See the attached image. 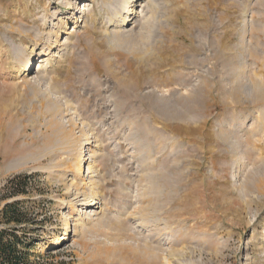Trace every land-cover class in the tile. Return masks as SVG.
Returning a JSON list of instances; mask_svg holds the SVG:
<instances>
[{
  "label": "rangeland",
  "instance_id": "1",
  "mask_svg": "<svg viewBox=\"0 0 264 264\" xmlns=\"http://www.w3.org/2000/svg\"><path fill=\"white\" fill-rule=\"evenodd\" d=\"M120 2L0 0V211L54 264H264V0Z\"/></svg>",
  "mask_w": 264,
  "mask_h": 264
},
{
  "label": "trees",
  "instance_id": "2",
  "mask_svg": "<svg viewBox=\"0 0 264 264\" xmlns=\"http://www.w3.org/2000/svg\"><path fill=\"white\" fill-rule=\"evenodd\" d=\"M26 221L37 222L26 214L18 200L4 204L0 211V264H54L34 252L37 239L31 241L25 228H17Z\"/></svg>",
  "mask_w": 264,
  "mask_h": 264
},
{
  "label": "bare ground",
  "instance_id": "3",
  "mask_svg": "<svg viewBox=\"0 0 264 264\" xmlns=\"http://www.w3.org/2000/svg\"><path fill=\"white\" fill-rule=\"evenodd\" d=\"M133 1H136V0H122V3L120 2L119 6L116 8V10H114L115 12L112 14V16L106 17V23L114 25V27H116V28H121L123 25H125L127 22V19H128L127 14L131 11L130 3ZM69 4L72 6L75 5L74 2H69ZM83 8H84L83 10H87V12H85V14H91L90 9H88L87 7H83ZM86 18H88V15ZM42 20H43V23L45 24L46 20H47V16L44 15ZM46 40L49 41V37L46 38ZM36 45H37V43H36ZM30 63H31L30 59L26 58L24 60V62L21 63V65L24 66L26 70H28L30 67ZM38 66H39L40 72L46 69V64L40 63V64H38ZM85 161H86L85 154H82L76 158L75 157L72 158L71 164L69 165L70 169L72 170V175H70V177L68 179V183H67L68 188H70L72 186H76L77 179H80L81 176L84 174L85 165H86ZM84 195H85V193H84ZM95 204H97V202L95 201V198H92L91 201L88 203V207H92ZM67 229H68V225H67ZM145 249H147V248H145ZM144 252H146L145 255H147L149 257L150 252H147L145 250H144ZM148 257H146V258H148ZM172 259H174L176 262H182V259L179 258L178 255H175Z\"/></svg>",
  "mask_w": 264,
  "mask_h": 264
}]
</instances>
